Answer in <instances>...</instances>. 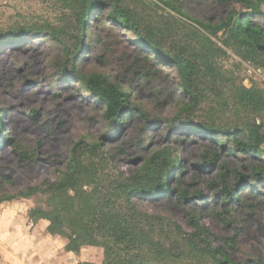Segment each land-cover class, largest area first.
<instances>
[{"label":"rangeland","instance_id":"obj_1","mask_svg":"<svg viewBox=\"0 0 264 264\" xmlns=\"http://www.w3.org/2000/svg\"><path fill=\"white\" fill-rule=\"evenodd\" d=\"M255 1L264 14V0ZM122 3L154 31L162 47L186 52L201 66V99L187 115L192 124L231 129L252 121L264 122V58L250 59L227 29L214 28L228 19L231 4L214 0ZM72 8L64 0H0V38H4L0 39L1 135L11 138L18 151L33 156L23 159L12 146L0 143V196H13L47 212L61 209V200L55 199L44 183L60 179L72 149L81 141L80 154L97 163L96 197L104 204L111 198L109 209L123 215L138 213L141 227L152 231L154 241V245L132 249L120 245L106 253L105 249L113 246V237L101 236V246L85 251L88 261L101 264L108 258V264H134L141 259L153 264H218L194 237L187 216L192 211L210 229L213 246L225 248L233 260L264 258V185L255 196L250 194L251 189H242L240 204L223 208L217 199L220 186L216 185L221 182L218 169L203 167V161L218 153L229 170L236 168L247 175L254 160L222 152L205 130H188L177 121L176 114L190 96L181 89L175 69L154 58V63L143 62L151 53L138 47L133 32L107 18V8L99 19L93 16L87 21L90 28L84 38L86 50L80 70L108 76L130 93L136 113L144 112L114 130L104 117L105 105L74 76L59 69L65 52L50 31H66L64 41L68 45L74 42L77 30ZM256 19L264 23V17L257 15ZM203 60L211 61L220 71L218 79L207 76ZM139 62L140 72H135ZM243 88L252 90L254 98L240 103L237 94ZM92 145L95 149L90 152ZM161 150L180 162L173 179L168 170L165 172L177 193L186 195V201H180L174 193L172 197L159 195L129 205L115 187ZM227 175L232 178L231 172ZM6 176L10 181L3 178ZM86 189L93 192V186ZM197 193L201 196L194 197ZM147 215L157 221L150 222ZM230 238L235 241L233 246L227 243ZM162 250L164 256L160 255ZM100 253L101 260L97 258Z\"/></svg>","mask_w":264,"mask_h":264},{"label":"trees","instance_id":"obj_2","mask_svg":"<svg viewBox=\"0 0 264 264\" xmlns=\"http://www.w3.org/2000/svg\"><path fill=\"white\" fill-rule=\"evenodd\" d=\"M64 1H67L73 7L72 14L75 18L77 36L74 42L68 45L64 41L66 31L51 28V37L61 43L65 52V58L59 64V69L64 74L67 73L74 76L87 91L105 105L104 117L114 130L121 129L135 114L144 115V112L136 113L135 110L137 109L131 106L130 93L120 84L113 82L108 76L98 72L84 74L80 70V62L86 50L84 38L90 28L87 21L89 22L93 16L95 20L99 19V15L107 8H109L107 18L111 22L122 26L125 30L133 32L136 35L138 47L151 53L150 57L148 55L144 56L143 62L147 64L154 63V58L166 66H173L175 69L180 79L181 89L190 96L189 101L184 103L176 114L175 118L177 121L188 130L196 132L205 130L206 134L222 149V152L235 153L254 160L253 167L247 175L239 172L236 168L229 170L228 166L219 159L218 153L214 154L215 158L203 161L204 168L218 169L221 182L216 185V188L220 186L217 196L220 205L223 208H227L233 203L238 204L241 200L242 189L245 188L251 189L250 194L254 196L259 194L261 186L264 185V122L257 123L252 121L250 123L249 121L250 124L241 127L236 126L231 129L192 124L187 115L190 116L199 105L201 99L198 89L201 66H198L186 52L162 47L156 39L154 31L150 27L143 25L133 12L123 5L122 0ZM214 1L222 4H231L232 7L228 19L216 25L214 27L215 31L223 28L227 29L234 42L246 50L250 59L263 60L264 23L256 19V17L257 15L264 17V14L260 9L259 3L255 0ZM206 27L212 26L207 25ZM23 36H28V33ZM139 63L134 66L135 72H140L139 69H141L142 62ZM202 65L205 66L207 76L211 77L212 80L220 77V71L217 70L211 61L203 60ZM237 98L240 103L249 102V99L254 98L253 91L245 88L239 89ZM3 113L4 109H0V118ZM1 132L2 124L0 122V143L12 146L23 159H33L30 153L18 151L12 139L1 135ZM81 149L82 143L79 141L72 149V155L67 162L66 171L63 172L60 179L44 183V187L54 194L55 199L61 200V209L57 207L55 211L47 212L42 209L31 208L28 211L30 222L35 224L40 218L49 220V232L53 235L67 237L69 239L67 250L76 254H79L87 246H101L102 243H99L98 240L101 236L107 237L110 235L113 237V246L112 248L107 247L108 250L107 248L105 249L106 253L113 247L120 245H125L126 248L132 249L136 246L153 244L152 231H147L144 227H141L142 224L138 219V213L133 211L129 215H123L109 209L110 205L108 204L112 201L111 198H108L106 200L107 204H104L96 197V187L99 186L97 163L90 157L84 159L83 155L80 154ZM92 149H95L94 145L90 148V152H93ZM179 163L166 150H161L152 155L140 171L126 181L118 182L114 191L119 192L131 206L140 199H149L165 194L172 197L174 193H176L180 201H186V195L182 192L177 193L176 187L169 183V178L173 179L176 176ZM165 170H168L169 178L166 177ZM228 171L232 174L231 179L227 175ZM3 178L10 181L7 176ZM86 186H93V192H89ZM40 188L38 187V189ZM200 196L201 193L194 195V197ZM12 201H14L13 196H0V203ZM143 214L146 216L145 212ZM187 216L189 217V223L194 227V237L203 244V251L212 256L218 264H264V258L250 261L233 260L225 248L213 246L212 242H210L213 234L207 226L200 222L195 211L188 213ZM147 217L150 222L157 221L155 217V221L152 217L148 215ZM67 229L70 230L68 231ZM234 242L233 238L227 239V243L230 246H233ZM161 254L164 256L166 252L162 250ZM109 262L108 258H104L101 264H108ZM134 262V264H153L144 259ZM79 264L97 263L83 261Z\"/></svg>","mask_w":264,"mask_h":264},{"label":"crops","instance_id":"obj_3","mask_svg":"<svg viewBox=\"0 0 264 264\" xmlns=\"http://www.w3.org/2000/svg\"><path fill=\"white\" fill-rule=\"evenodd\" d=\"M25 202L0 203V257L2 264H79L88 261L84 255L94 248L88 246L79 254L67 250L69 239L49 232L48 221L30 222ZM101 253L100 258L101 260Z\"/></svg>","mask_w":264,"mask_h":264},{"label":"water","instance_id":"obj_4","mask_svg":"<svg viewBox=\"0 0 264 264\" xmlns=\"http://www.w3.org/2000/svg\"><path fill=\"white\" fill-rule=\"evenodd\" d=\"M0 264H2V262H1V257H0Z\"/></svg>","mask_w":264,"mask_h":264}]
</instances>
